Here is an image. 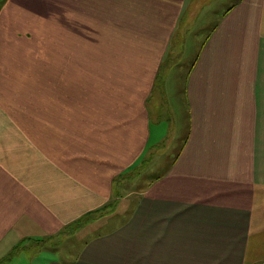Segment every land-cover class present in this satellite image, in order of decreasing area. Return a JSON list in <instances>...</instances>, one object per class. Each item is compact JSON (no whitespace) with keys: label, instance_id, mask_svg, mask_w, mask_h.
Here are the masks:
<instances>
[{"label":"crops","instance_id":"crops-1","mask_svg":"<svg viewBox=\"0 0 264 264\" xmlns=\"http://www.w3.org/2000/svg\"><path fill=\"white\" fill-rule=\"evenodd\" d=\"M47 1L0 11V264L82 227L69 261L41 264L264 263V0H232L210 27L185 78L181 148L126 196L162 142L150 101L196 0H72V20L49 15ZM16 2L57 16L46 24L54 44ZM72 34L78 57L62 56L56 46Z\"/></svg>","mask_w":264,"mask_h":264},{"label":"rangeland","instance_id":"rangeland-1","mask_svg":"<svg viewBox=\"0 0 264 264\" xmlns=\"http://www.w3.org/2000/svg\"><path fill=\"white\" fill-rule=\"evenodd\" d=\"M67 1H69L67 3V6H63L58 2V0H48L47 4L45 5V9L47 11H50L49 15H59L63 13L65 15L64 17H69L72 20V0ZM196 1L195 3L198 5V7H196L197 12L192 18H189L190 23L187 22L188 14L184 13L179 25L180 27L182 25H188L189 23L191 29L188 30L186 26L183 27V30H185V32L178 38L177 48H174L176 49V51H179V53H176L173 58H170L168 60L167 64L162 65V67L160 68L157 87L154 91L153 98L150 101V111L154 113L151 115L152 136L153 138L162 137V142H160V144H158V146L154 148H149L148 153L146 154L145 159L138 170L139 172L130 179V183H126L127 185L124 193L122 194L123 196L131 193L135 189V187H138L139 189L140 186H145L151 179H153L155 175L166 172L174 161V158L181 148L183 139L186 135L184 116L185 108L182 100L185 78L197 55V51L200 45L205 40V38L207 37L206 35L210 31V27L213 28L214 25H216L221 15L232 3V0ZM12 2L14 3L15 0H0V11L3 12L6 6L10 8ZM13 9L16 12H21L23 15L29 14V16L25 18V20H29L30 22H32V20L34 19H39L41 25L40 31L38 33L39 40H43L44 43L51 42L52 44H54V41L56 40V37L59 36V34H54V32H52V28L47 25H52L53 18L56 19L57 16L48 17L43 20V17H41V15H43L42 11L39 10V12L37 13L36 11L38 10V6H35L34 4L26 6L24 4H19L16 2V5H13ZM147 19L148 18H144L143 24H147ZM54 23L57 26V23L55 21ZM131 23L132 19L129 21V24ZM24 24H27V22H25ZM136 24H138V21L136 22ZM28 35H31V33H29ZM83 35L84 34H82V36ZM95 37L100 39L101 35H96ZM76 40V36H74L73 34L70 42L61 39L62 45L56 46V51H58L62 56L65 57H78L76 45L72 46V41ZM83 50L85 52L84 48ZM109 51L111 55V50ZM70 61L71 67H69L68 65H65V67L72 71V60ZM89 66L94 67L96 65ZM109 67L116 68L117 66ZM132 68L133 66L130 68H120L114 71H110L106 77L103 76L102 83L114 87L116 79H121L122 75L127 78L132 72ZM79 83L81 84L80 81ZM160 103L162 105L161 112L159 113L158 110L160 107ZM111 204H115V202H111ZM102 211L103 210L99 211L98 214H100ZM112 211H114L113 208L108 209L107 211L93 219V221L101 218L107 213H111ZM82 228L80 230H82ZM76 230L77 229H74L72 231L71 238H68L66 240H62L57 237V241L53 243L50 241H40L39 243L34 244L32 241H29L27 242L28 246L25 249L21 250V255L14 256L12 261L14 262V264H16L17 261H20V264H41L48 261V259L50 258H61L62 260L69 261L71 258L69 254L72 253V251L68 249L69 246H72L71 249L79 250L81 244L83 243H76V241L82 236L80 230ZM86 239L87 238H85V240ZM37 247L40 248L35 249ZM45 247L52 250H42ZM12 261H9L8 264H11Z\"/></svg>","mask_w":264,"mask_h":264},{"label":"trees","instance_id":"trees-1","mask_svg":"<svg viewBox=\"0 0 264 264\" xmlns=\"http://www.w3.org/2000/svg\"><path fill=\"white\" fill-rule=\"evenodd\" d=\"M76 223H77V222H76ZM76 223L72 224V226H73V225H76ZM262 264H264V263H262Z\"/></svg>","mask_w":264,"mask_h":264},{"label":"bare ground","instance_id":"bare-ground-1","mask_svg":"<svg viewBox=\"0 0 264 264\" xmlns=\"http://www.w3.org/2000/svg\"><path fill=\"white\" fill-rule=\"evenodd\" d=\"M36 256V255H35ZM71 263V262H70Z\"/></svg>","mask_w":264,"mask_h":264}]
</instances>
